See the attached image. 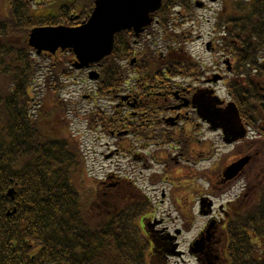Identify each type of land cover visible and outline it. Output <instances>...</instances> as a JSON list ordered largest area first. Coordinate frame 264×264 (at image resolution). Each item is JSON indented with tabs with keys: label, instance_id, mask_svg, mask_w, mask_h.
Wrapping results in <instances>:
<instances>
[{
	"label": "trees",
	"instance_id": "obj_1",
	"mask_svg": "<svg viewBox=\"0 0 264 264\" xmlns=\"http://www.w3.org/2000/svg\"><path fill=\"white\" fill-rule=\"evenodd\" d=\"M229 1L234 11L227 10L223 21L233 24L240 47L227 46L238 51V74L245 77L230 87L239 97L242 115L255 130L264 132V94L252 77L257 70V78L264 80V0ZM77 3H65L64 18H39L31 12L28 0H6L7 8L0 15V264H147L152 256L138 216L130 210L134 207L121 211L122 205L107 208L104 201L94 207L92 193H84L85 161L79 144L59 133L61 122L53 118L47 122L43 108L36 115L32 111L30 88L40 68L27 43L30 29L68 23L67 14L79 8L89 16L94 0ZM176 7L190 11L193 0H165L162 29L168 30L167 17ZM130 46L129 40L117 37L113 56L100 69L101 93L124 84L122 56L130 53ZM142 54L153 57L147 62L159 76L160 58L150 48ZM168 60L167 71L174 78L189 63L183 61L190 59L171 51ZM197 69L189 71L194 74ZM66 72L64 64L55 63L49 82L59 87L60 75ZM49 95L51 108L61 112L63 103L52 92ZM95 116L102 117L100 113ZM114 124L109 128L118 126ZM16 184L19 191L13 202L5 194ZM259 185L250 193V197L258 193L256 203L229 225L230 264H264V187ZM15 204L16 214L8 217Z\"/></svg>",
	"mask_w": 264,
	"mask_h": 264
},
{
	"label": "rangeland",
	"instance_id": "obj_2",
	"mask_svg": "<svg viewBox=\"0 0 264 264\" xmlns=\"http://www.w3.org/2000/svg\"><path fill=\"white\" fill-rule=\"evenodd\" d=\"M220 7L221 5L218 4L216 6L213 5L211 8L217 11ZM2 8L3 6L0 4V15L2 13ZM37 8L39 12L48 13L45 9H41L40 7ZM196 16L199 17L197 22H188L183 27H178V31L188 34L187 40L192 41L191 45L195 56L203 60L208 70H219V72L216 73L221 74L223 73V69H221V54L219 57V54L208 52L205 48V44L210 41L217 46L219 43V34H216L212 26L206 22V18H209V15L202 11H198L196 12ZM51 60L50 58H39L43 68L48 67V65L51 64ZM46 70L47 69H43V75ZM41 74L36 79L31 95L40 103H43L46 99V102L43 103L45 105L43 109L47 122L51 120V118L61 122L63 126L59 127V133L71 139L74 137L75 140L77 139L82 143L86 164L83 178L85 185L84 193H92L94 196L97 192L100 193L101 197L98 200L101 202L104 198L102 196L103 191L100 190L102 183L112 185L113 182H121L125 176L129 175L135 178L134 180L136 181L143 180V187H147L151 191L157 190V193L151 192L148 194L153 196L155 202L159 204V209H155L157 220H161L163 217L168 219L170 222L168 226H170L172 230L177 226L180 227L181 224L184 226L185 233L179 241L181 242L180 249L185 252L188 251L189 245L197 238L199 231L206 226L207 222L211 219L208 217L204 218L199 214L200 201L198 199V194L204 195L207 193L214 195L216 198L215 200L213 199L214 209L218 210L222 204H227L229 201L235 200L246 184H255L259 181H261V183L264 182V152H262L263 147L261 146L256 150L257 156L254 162L247 168L245 175L225 185L221 184L219 181V173L240 156L243 150L242 145H226L222 140L221 133L211 132L209 128L204 126H197L198 130L192 128V132H188L191 139H201L206 142V145H201V147H198L196 144L193 145L190 148L191 155L190 157L187 156V159L194 162L198 158L202 157V159H204L209 157V159L197 165V169H195L196 172H193V175L199 177V179H193L192 184L195 189L191 191V185L189 183L188 186L185 185V180H190L192 176L189 169H187L189 164L184 162L175 164L174 171H171V173L170 170H167L169 167H166V165L155 166L151 171L148 170L143 172L142 168L144 163H140L141 161H133L130 156H125L124 154L117 155L116 157H114V155L112 156L115 150H117L116 148H118L119 141L112 139L109 134L102 135L101 130L88 131L84 112L92 110L97 99L95 98L93 101L88 99L85 100V97L87 95H95V90L97 88L96 83L89 81L87 75L81 72L74 73L72 79L66 80L67 87L63 91V98L69 103V109L71 110L70 114L67 115L66 108L61 112L51 108L48 97L50 96L49 90L53 89V87H49L46 83V76ZM219 87L222 89L220 91L221 95L226 96L227 92L223 90L224 85L220 84ZM102 104H109L108 108L110 110L115 107L114 103L110 105L109 100H103ZM65 106L67 105L65 104L64 107ZM182 149L183 145L180 147V151ZM206 150H208V152H206ZM163 151L166 152L168 156L169 154H174L175 156L180 154V151L175 152L170 148H163ZM154 152H156V150L151 151L150 154ZM142 154L144 155L143 150ZM214 154L216 155L210 158ZM174 158L175 157L172 159ZM148 164L151 163L149 162ZM180 168H183V170H179ZM156 172H158L160 176L168 173L172 174V176L168 177L166 180L171 182L176 181V187L164 184L160 176L155 178ZM162 187L167 189L168 192H173L179 196L181 198L179 204L176 203L174 205L169 202H166L165 205L160 204L159 201H161V198L158 189ZM250 199L251 197L241 200L239 204V206L241 205V209L239 206L234 209L237 213L235 217L245 213L249 205L253 204H249L247 201ZM94 207H96L95 204ZM220 216L221 215H219V217ZM219 237L221 238V231ZM220 253L222 255V251H220ZM170 262L171 264H197L196 260L189 254L186 255L184 260L175 258Z\"/></svg>",
	"mask_w": 264,
	"mask_h": 264
},
{
	"label": "water",
	"instance_id": "obj_3",
	"mask_svg": "<svg viewBox=\"0 0 264 264\" xmlns=\"http://www.w3.org/2000/svg\"><path fill=\"white\" fill-rule=\"evenodd\" d=\"M163 0H97L96 9L89 23L81 28H45L36 29L31 35L30 43L39 50L50 52L58 48H74L81 65L99 62L113 49L114 35L124 29L134 28L137 33L151 23L149 15L160 9ZM94 77V76H92ZM200 93L195 98L199 115L208 121L214 130L223 129L227 143H233L245 137L238 110L230 105L225 111H218V100L205 98ZM240 161L228 170V178H234L242 169ZM202 251L201 248L195 252Z\"/></svg>",
	"mask_w": 264,
	"mask_h": 264
},
{
	"label": "flooded vegetation",
	"instance_id": "obj_4",
	"mask_svg": "<svg viewBox=\"0 0 264 264\" xmlns=\"http://www.w3.org/2000/svg\"><path fill=\"white\" fill-rule=\"evenodd\" d=\"M167 94H169V93L167 92ZM184 96H185V94L183 96H176L177 100L179 101V104H181V105H182V101L184 99ZM130 192L131 193H137V191L135 190V188L133 187V185L131 183H125L123 186H121V193H122L123 199L127 200L128 199V195H129ZM162 196H163V198H166V194L163 193ZM220 212H222V214L219 217ZM224 214H225V210H224L223 206L220 208V211H217V210H213L212 211V217L216 220V221L213 222V227H214L215 230H217V234L219 233V231L222 230V226L224 225V220H225ZM161 223L162 224L160 225V227H162V229H163L162 231H164V233L162 235H165V236L171 235L170 228L165 227L163 221ZM158 228L159 227L155 226V227H153L152 230L156 231ZM176 230L177 229L174 230V233H175ZM217 238H218V236H217ZM217 240L218 241L215 242L214 246H213L212 243L207 246V250L209 251V253H211L212 251H215V250L217 251L216 247H218L221 244L220 239H217ZM200 260H201V264H204L206 262V260H207V253H206V255H203Z\"/></svg>",
	"mask_w": 264,
	"mask_h": 264
}]
</instances>
